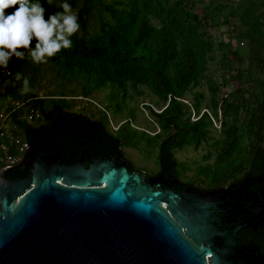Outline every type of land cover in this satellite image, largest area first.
<instances>
[{"label": "trees", "instance_id": "trees-1", "mask_svg": "<svg viewBox=\"0 0 264 264\" xmlns=\"http://www.w3.org/2000/svg\"><path fill=\"white\" fill-rule=\"evenodd\" d=\"M67 2L73 6L75 0ZM198 2L200 13L195 10ZM259 4L264 5V0H83L75 11L80 28L71 37L72 47L50 57L53 68L68 81L78 80L84 98L108 89L113 114L123 116L125 108L127 116L111 129L107 109L90 114L72 110L71 98L39 97L30 81L31 91L22 93L23 79L17 81L15 75L19 72L23 77L26 56H13L6 68L0 67V96L11 98L0 103V110L14 99H31L40 118L29 123L20 109L12 113L10 122L35 155L122 154L124 147L144 143L157 149L159 165L165 163L178 172L174 149H197L207 143L212 152L204 158L214 157L195 169L201 184L223 186L244 173L264 174V76L258 75L264 67V8L257 11ZM59 5H49L45 19L51 12L63 11ZM224 24L235 33L237 44L241 39L249 41L250 64L244 71L236 67L241 56L232 41L216 40L210 31ZM217 64L223 69L221 81L212 73ZM228 71L238 80L247 73L261 88H244L247 96H241L239 87L220 95L228 84ZM202 84L206 96L193 90ZM146 94L160 107L156 111L150 103L141 104L148 110L146 120L153 134L133 125L138 99ZM203 100L206 110L201 107ZM214 121L219 122L218 129ZM10 151L14 153L12 147ZM17 167L6 173L16 175L22 169Z\"/></svg>", "mask_w": 264, "mask_h": 264}, {"label": "water", "instance_id": "water-1", "mask_svg": "<svg viewBox=\"0 0 264 264\" xmlns=\"http://www.w3.org/2000/svg\"><path fill=\"white\" fill-rule=\"evenodd\" d=\"M59 154L28 146L0 169V264H249L216 230L212 201L153 190L112 154L87 167ZM21 162L25 178L4 177ZM228 189L206 193L218 203Z\"/></svg>", "mask_w": 264, "mask_h": 264}, {"label": "rangeland", "instance_id": "rangeland-1", "mask_svg": "<svg viewBox=\"0 0 264 264\" xmlns=\"http://www.w3.org/2000/svg\"><path fill=\"white\" fill-rule=\"evenodd\" d=\"M46 2V0H44ZM208 1V0H204ZM262 1V0H258ZM63 2V0H52L51 5L56 6ZM83 0H75L74 5L72 6L73 11L75 12L77 8L82 4ZM199 6L195 9L198 13L201 11V2H198ZM264 5L259 4V6L256 7V10L263 9ZM216 40L222 39L224 41L231 40L232 46L239 51V54L241 56L240 65H236V67H239L241 70L247 69V67L250 64L249 60V54H248V47H249V41L248 39H241L240 43L237 44L236 39H234L235 33L231 31V27L228 25H221L219 27H214L210 29ZM22 51L25 53L26 60L28 62L27 65L24 66L23 69V77L26 78L28 81L32 82L33 90L35 91L36 95L39 97L42 96H48L51 97H57L58 94H65L66 98H71L72 102V110L84 112L86 114H90V111L94 110H100V109H107L108 111V117L110 121V127L111 129H116L118 126V123L121 122L124 116H127V109L123 108V111L121 114L123 116H119V114H113L114 105L112 103V107L108 106V100H107V92L108 89L106 88H100L92 92L88 98H84L82 96V90H81V84L78 80H67L62 76L61 74H58L57 71L53 68L54 65L51 61V58L47 59L46 63H35L32 61L30 57V50L22 49ZM255 63V61H253ZM253 63V64H254ZM217 65H214V70L212 71L213 75L218 77V81H221L222 78L219 77L220 73L222 72V68H217ZM259 70V69H258ZM242 71V72H243ZM226 76L225 79L228 81V84L224 85L221 88L220 95H224L228 91H233L236 88H240V94L241 96H247V92L244 91V88L248 89H260V85H257V83L254 82L251 76H248L247 73H242L241 80H238L237 78H232L231 73L225 72ZM259 76H264V67L262 71L258 72ZM194 91H201L205 94H207V89L205 88V85H198L196 88L193 89ZM55 95V96H54ZM189 99L191 98V93L188 94ZM8 99H2L0 96V103L6 102L10 100ZM143 103H150L152 105L153 109L156 111H160V107H158L154 103V97L146 94V96L141 97L138 99V110L137 115L135 117V120L133 121V125L137 127L138 129H145L150 134L154 133V129L152 128L151 124L146 120L150 119V115L148 113L147 109H143L141 107V104ZM206 100H203L201 107L202 110H206ZM209 113L211 112L210 109L207 110ZM211 114V113H210ZM220 117V116H219ZM195 119V117H193ZM214 120V119H213ZM215 126L218 129L219 128V122L214 121ZM216 136H218V133H215ZM212 152V148L206 143H203L200 147L197 149H193L190 146H185L182 148H175L174 149V155L179 161V175L182 179L188 180L193 179L194 181H198L199 178L195 179V169L199 164L204 163H211L213 162L214 155L210 156L209 158H204V155L208 152ZM156 153L157 149H151L148 148L144 143L140 144V147H124L123 148V154L126 156L127 159H129L133 164L140 168H146L148 170H151L155 168L156 165ZM202 187L207 186L206 184H201Z\"/></svg>", "mask_w": 264, "mask_h": 264}, {"label": "flooded vegetation", "instance_id": "flooded-vegetation-1", "mask_svg": "<svg viewBox=\"0 0 264 264\" xmlns=\"http://www.w3.org/2000/svg\"><path fill=\"white\" fill-rule=\"evenodd\" d=\"M109 154L113 155L116 164H121L125 159L128 173L138 174L140 183L151 186L153 190L171 191L183 196L185 201L191 197L205 203L212 201L207 211L214 221L216 230L228 233L232 241L229 246L234 250L231 254L240 255L249 264H261V262L264 264V174L244 173L226 185L202 187L200 182L193 179H182L179 172L168 168L165 163L159 165L156 161L157 166L148 170L133 164L123 153ZM59 155L64 157V161L68 163H77L82 157L80 162L84 167L98 160L99 157L107 156V154L88 155L87 152L77 156L61 153ZM14 167L18 169L22 167V169L17 171L16 175L5 171L3 174L5 178L19 179L27 176L28 170L24 168L23 162ZM223 187H229V189L225 194L217 197L218 203L211 198L212 194L206 193ZM160 203L163 205L162 201Z\"/></svg>", "mask_w": 264, "mask_h": 264}, {"label": "clouds", "instance_id": "clouds-1", "mask_svg": "<svg viewBox=\"0 0 264 264\" xmlns=\"http://www.w3.org/2000/svg\"><path fill=\"white\" fill-rule=\"evenodd\" d=\"M52 0H0V67H7L15 56L23 59L30 50L35 63H46L62 49L72 47L71 37L79 31L78 15L67 0L59 5L63 11L45 13ZM35 40L33 46L32 42ZM17 81L23 79L22 93L31 91L29 81L16 73Z\"/></svg>", "mask_w": 264, "mask_h": 264}, {"label": "built area", "instance_id": "built-area-1", "mask_svg": "<svg viewBox=\"0 0 264 264\" xmlns=\"http://www.w3.org/2000/svg\"><path fill=\"white\" fill-rule=\"evenodd\" d=\"M23 110L22 118L29 123L37 121L41 113L31 105V99H14L10 107L0 110V169L17 164L24 156L29 144L21 135L14 132L10 118L14 111ZM11 147L14 153H11Z\"/></svg>", "mask_w": 264, "mask_h": 264}]
</instances>
